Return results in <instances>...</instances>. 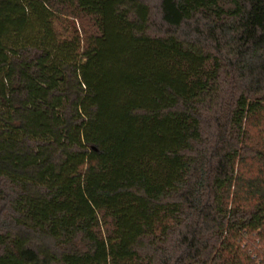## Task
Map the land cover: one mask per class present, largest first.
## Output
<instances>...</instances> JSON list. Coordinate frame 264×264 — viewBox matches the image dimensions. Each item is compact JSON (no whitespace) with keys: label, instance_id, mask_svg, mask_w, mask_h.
<instances>
[{"label":"trees","instance_id":"obj_1","mask_svg":"<svg viewBox=\"0 0 264 264\" xmlns=\"http://www.w3.org/2000/svg\"><path fill=\"white\" fill-rule=\"evenodd\" d=\"M0 264H264V0H0Z\"/></svg>","mask_w":264,"mask_h":264}]
</instances>
